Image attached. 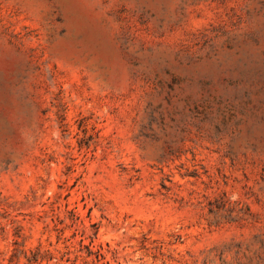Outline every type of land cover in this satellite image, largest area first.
<instances>
[{"label": "rangeland", "instance_id": "374dc122", "mask_svg": "<svg viewBox=\"0 0 264 264\" xmlns=\"http://www.w3.org/2000/svg\"><path fill=\"white\" fill-rule=\"evenodd\" d=\"M0 264H264V0H0Z\"/></svg>", "mask_w": 264, "mask_h": 264}, {"label": "trees", "instance_id": "16d2710c", "mask_svg": "<svg viewBox=\"0 0 264 264\" xmlns=\"http://www.w3.org/2000/svg\"><path fill=\"white\" fill-rule=\"evenodd\" d=\"M93 254V253H92ZM103 255L102 254H98L97 257H98V261H100V258L102 257Z\"/></svg>", "mask_w": 264, "mask_h": 264}]
</instances>
